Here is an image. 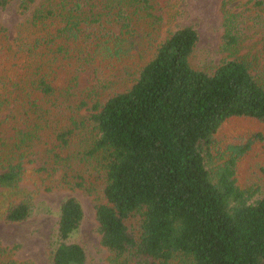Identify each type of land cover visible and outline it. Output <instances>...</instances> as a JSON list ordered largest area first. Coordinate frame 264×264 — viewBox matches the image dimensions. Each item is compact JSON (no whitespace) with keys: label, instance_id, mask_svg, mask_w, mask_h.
<instances>
[{"label":"trees","instance_id":"trees-1","mask_svg":"<svg viewBox=\"0 0 264 264\" xmlns=\"http://www.w3.org/2000/svg\"><path fill=\"white\" fill-rule=\"evenodd\" d=\"M12 2L25 19L13 35L0 24V221H26L40 191L79 190L107 264H264V191L236 178L264 135L217 138L264 124V0H222L211 70L191 63L196 30L172 29L175 0L0 8ZM83 219L61 200L48 264H87ZM15 248L0 243V264H35Z\"/></svg>","mask_w":264,"mask_h":264},{"label":"rangeland","instance_id":"rangeland-1","mask_svg":"<svg viewBox=\"0 0 264 264\" xmlns=\"http://www.w3.org/2000/svg\"><path fill=\"white\" fill-rule=\"evenodd\" d=\"M175 26H191L198 34V43L191 60L198 69H212L220 58V35L222 33L220 11L222 0H175ZM25 17L18 16L15 3L4 9L0 8V24L13 35L14 28ZM227 128L231 134H219V142H226L237 133L247 132L264 135V124L237 121ZM236 128V127H235ZM225 130V131H227ZM224 131V132H225ZM236 132V133H235ZM254 151L243 157L237 165L238 183L244 187L259 188L264 191V142H258ZM217 157V156H216ZM29 191L33 188L27 186ZM65 197H75L81 204L84 219L79 232L72 239L81 243L87 254V264H107L106 253L99 245V238L94 232L93 199L79 190H54L50 193L42 191L33 194L30 201L31 214L20 224H6L0 221V243L4 247H16L14 258L17 260H31L35 264H48L49 244L54 235L57 223L59 203Z\"/></svg>","mask_w":264,"mask_h":264}]
</instances>
